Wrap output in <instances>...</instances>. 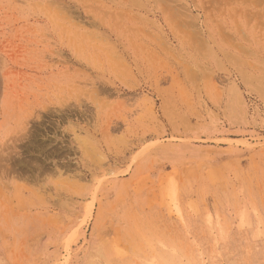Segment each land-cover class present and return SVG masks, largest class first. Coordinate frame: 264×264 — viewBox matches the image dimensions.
<instances>
[{
	"label": "rangeland",
	"instance_id": "obj_1",
	"mask_svg": "<svg viewBox=\"0 0 264 264\" xmlns=\"http://www.w3.org/2000/svg\"><path fill=\"white\" fill-rule=\"evenodd\" d=\"M0 264H264V0H0Z\"/></svg>",
	"mask_w": 264,
	"mask_h": 264
}]
</instances>
